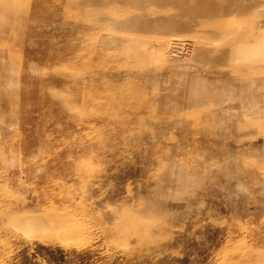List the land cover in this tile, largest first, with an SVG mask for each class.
<instances>
[{
	"label": "rangeland",
	"instance_id": "obj_1",
	"mask_svg": "<svg viewBox=\"0 0 264 264\" xmlns=\"http://www.w3.org/2000/svg\"><path fill=\"white\" fill-rule=\"evenodd\" d=\"M0 264H264V0H0Z\"/></svg>",
	"mask_w": 264,
	"mask_h": 264
},
{
	"label": "bare ground",
	"instance_id": "obj_2",
	"mask_svg": "<svg viewBox=\"0 0 264 264\" xmlns=\"http://www.w3.org/2000/svg\"><path fill=\"white\" fill-rule=\"evenodd\" d=\"M21 23H22V22H21ZM59 226H60V225H58V226H57V225H56V226L54 225L52 228L55 227V229L50 228V230H51L50 233H52V232H53V234H54V232H55V233H57V232L59 233V231H58V230H59ZM50 227H51V226H50ZM60 227H61V226H60ZM62 228H64V227H62ZM41 229H42V227H41ZM50 230H49V231H50ZM33 231H34V230H33ZM62 232H64V231H62ZM58 233H57V234H58ZM64 233H65V232H64ZM69 234H70V233H69Z\"/></svg>",
	"mask_w": 264,
	"mask_h": 264
}]
</instances>
